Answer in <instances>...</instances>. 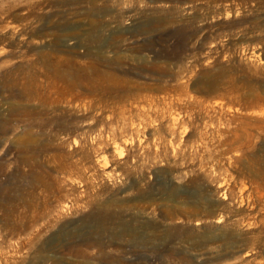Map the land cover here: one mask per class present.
<instances>
[{
    "label": "rangeland",
    "instance_id": "rangeland-1",
    "mask_svg": "<svg viewBox=\"0 0 264 264\" xmlns=\"http://www.w3.org/2000/svg\"><path fill=\"white\" fill-rule=\"evenodd\" d=\"M263 56L264 0H0V264H264Z\"/></svg>",
    "mask_w": 264,
    "mask_h": 264
},
{
    "label": "bare ground",
    "instance_id": "bare-ground-1",
    "mask_svg": "<svg viewBox=\"0 0 264 264\" xmlns=\"http://www.w3.org/2000/svg\"><path fill=\"white\" fill-rule=\"evenodd\" d=\"M101 161V163L104 165V166H106V164H107V161L103 158V159H101L100 160Z\"/></svg>",
    "mask_w": 264,
    "mask_h": 264
},
{
    "label": "trees",
    "instance_id": "trees-1",
    "mask_svg": "<svg viewBox=\"0 0 264 264\" xmlns=\"http://www.w3.org/2000/svg\"><path fill=\"white\" fill-rule=\"evenodd\" d=\"M264 57V56H263Z\"/></svg>",
    "mask_w": 264,
    "mask_h": 264
}]
</instances>
